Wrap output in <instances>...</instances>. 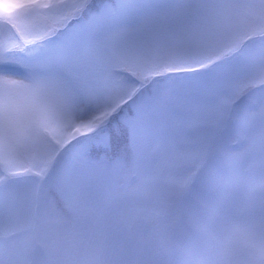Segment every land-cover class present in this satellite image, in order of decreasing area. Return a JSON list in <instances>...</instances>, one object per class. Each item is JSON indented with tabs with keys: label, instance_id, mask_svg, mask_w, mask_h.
<instances>
[{
	"label": "snow or ice",
	"instance_id": "obj_1",
	"mask_svg": "<svg viewBox=\"0 0 264 264\" xmlns=\"http://www.w3.org/2000/svg\"><path fill=\"white\" fill-rule=\"evenodd\" d=\"M0 264H264V0H0Z\"/></svg>",
	"mask_w": 264,
	"mask_h": 264
}]
</instances>
